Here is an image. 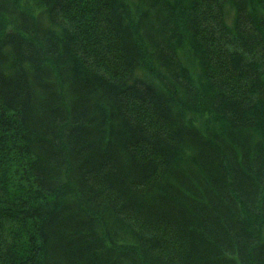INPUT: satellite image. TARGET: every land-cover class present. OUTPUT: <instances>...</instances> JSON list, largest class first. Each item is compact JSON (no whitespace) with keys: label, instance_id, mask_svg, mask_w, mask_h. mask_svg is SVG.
I'll return each instance as SVG.
<instances>
[{"label":"trees","instance_id":"16d2710c","mask_svg":"<svg viewBox=\"0 0 264 264\" xmlns=\"http://www.w3.org/2000/svg\"><path fill=\"white\" fill-rule=\"evenodd\" d=\"M0 264H264V0H0Z\"/></svg>","mask_w":264,"mask_h":264},{"label":"rangeland","instance_id":"374dc122","mask_svg":"<svg viewBox=\"0 0 264 264\" xmlns=\"http://www.w3.org/2000/svg\"><path fill=\"white\" fill-rule=\"evenodd\" d=\"M181 59H183V62L185 64V66L189 69H194V63L189 55V53L187 51H184L181 53ZM192 121L198 125L201 121H202V118H200L199 116H196L194 118H192ZM22 159L26 161V159L24 157H22ZM11 175H10V179L11 181L13 182L14 185H23L24 183V179H21L22 177L20 176V172H17L15 171V169H12L11 170ZM29 191H32V190H29ZM138 235V234H137ZM150 236V235H149ZM146 235V237H149ZM143 237V236H142ZM122 244V242H121Z\"/></svg>","mask_w":264,"mask_h":264}]
</instances>
